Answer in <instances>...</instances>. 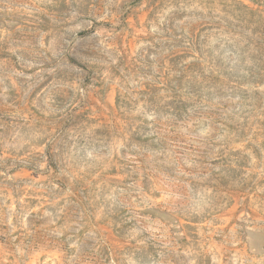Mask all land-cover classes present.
I'll return each instance as SVG.
<instances>
[{"label": "rangeland", "instance_id": "1", "mask_svg": "<svg viewBox=\"0 0 264 264\" xmlns=\"http://www.w3.org/2000/svg\"><path fill=\"white\" fill-rule=\"evenodd\" d=\"M0 264H264V0H0Z\"/></svg>", "mask_w": 264, "mask_h": 264}]
</instances>
